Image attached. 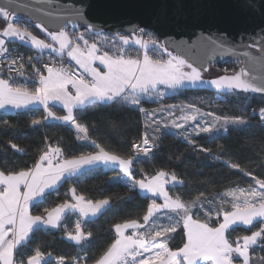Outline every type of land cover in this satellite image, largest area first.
I'll list each match as a JSON object with an SVG mask.
<instances>
[{"label":"snow or ice","instance_id":"snow-or-ice-1","mask_svg":"<svg viewBox=\"0 0 264 264\" xmlns=\"http://www.w3.org/2000/svg\"><path fill=\"white\" fill-rule=\"evenodd\" d=\"M37 3L47 6L37 11L49 21L37 18L33 25L30 20L21 24L15 7L18 0H0V19L4 21L0 28V58H3L0 64L7 61L9 71L8 78L0 76V109L19 114L42 106L44 116L32 119L33 130L39 131L50 122L69 126L80 146L91 150L69 157L59 142L52 145L45 138V147L31 166L25 165L19 170L0 168V264H51V252L44 253L39 246L25 250L37 232L60 229L69 214L77 218L74 230L69 231L64 226V236L78 246L79 251H86L91 246L93 232L85 228L111 209V197L89 199L73 186L65 194L70 195L71 200L45 207L40 214H34L33 210L39 209L53 192L58 193L62 184L75 183L86 172L100 169L118 172L110 182L136 193V196L120 199L141 197L150 202L142 222L127 219L112 225L114 238L92 264H254L252 253L257 249L264 251V179L252 176L255 186L226 188L215 193L212 199L201 191L193 199L185 200L180 194H169L185 183L175 171L159 170L149 175L141 170V178L137 179L134 165L143 159H154V150L159 148L157 142L164 135L180 137L193 151L205 153L216 161L221 159L226 148L222 146L218 153H213L210 148L197 146L194 137L226 135L229 126L244 131L251 127L250 120L244 115H216L193 103L164 104L163 100L169 93L199 88L213 89L217 94H264V30L245 34L247 39L242 37L239 44L230 42L226 34L201 37L212 53L235 57L244 65L231 75L206 79L203 74L209 70L212 56L191 58L187 54L190 49L179 46L173 54L157 39H144L143 27H138L139 34L135 29L131 36L116 34L113 46L117 47L118 54L102 51L98 42H89L85 36V32L94 33V25L88 19L87 4L83 0L71 10L59 7L60 0H37ZM261 3L264 4V0ZM242 4L253 11L259 10L254 0H242ZM53 18L63 19L55 30L48 27ZM69 24L74 30L72 33L68 31ZM31 26L44 33L48 40L34 35ZM78 26L85 32L76 33ZM95 35L103 34L95 31ZM16 42L36 53L28 57L31 75L25 71L24 57H14L9 50L8 44ZM130 45L138 46L143 55H126ZM150 51L158 52L161 58H153ZM45 55L50 62L37 67ZM65 55L68 64L57 65L54 57L63 60ZM17 78H23V82H13ZM145 102H157L160 106L148 110L143 107ZM217 102H223L222 95ZM55 105L62 106L65 114L53 111ZM113 105L131 112L139 111L143 117L144 131L138 139L132 140L128 154H121L94 139L89 127L79 122L89 108ZM108 119L111 130L122 134L123 121ZM259 120L264 128V108L259 111ZM2 123L11 127L7 120ZM11 148L16 153L25 151L15 143H11ZM224 164L245 176L251 175L237 163L224 161ZM166 185L171 187L166 188ZM157 198L163 203H158ZM205 204L209 207L205 208ZM254 222H259L258 228ZM238 226L257 230L250 235L237 236L233 242L231 235ZM178 230L182 231L183 243L173 250L170 241ZM56 264H67L66 258L59 257ZM72 264H88V257H73ZM259 264H264V256L260 257Z\"/></svg>","mask_w":264,"mask_h":264},{"label":"trees","instance_id":"trees-1","mask_svg":"<svg viewBox=\"0 0 264 264\" xmlns=\"http://www.w3.org/2000/svg\"><path fill=\"white\" fill-rule=\"evenodd\" d=\"M21 23H24V21L21 20ZM3 26L4 21L0 19V28ZM33 29L38 35L42 36L34 26ZM68 31L72 33L74 30L69 26ZM75 32H85V29L78 26ZM146 34L157 38L152 33L146 32ZM85 36L89 42H98V46L102 51L107 50L110 53H117V47L113 46L115 37L98 36L95 33L89 34L87 32H85ZM103 37H107V39ZM43 38L45 39V37ZM157 40L161 42L158 38ZM116 44L119 45V41H116ZM16 48L24 55L30 54L29 50L24 49L23 46ZM125 54L136 57L141 55V49L130 45L127 47ZM150 55L153 58H161L160 54L155 51H150ZM216 66L221 68L224 74H232L237 71L240 64L225 63ZM13 82L22 83L23 78H17ZM221 95L223 102L218 103L217 101L221 98ZM163 103H193L203 111H212L216 115H244L246 119L250 120L251 127L241 131L229 126L226 135L209 137L206 134H201L194 137L197 146L210 148L213 153H218L222 146L226 148L227 151L221 154L219 161L207 157L205 153L193 151L192 146L180 137L164 135L157 142L159 148L154 150V159H143L142 162L134 165L137 179L141 178V170L149 175H154L159 170L175 171L185 183L183 187L177 186L176 190L170 191L169 194L172 196L180 194L185 200L193 199L201 191L205 192L209 199H212L215 193L222 192L226 188L255 186L252 176H255L256 179H264V154H261L264 152V128H261L259 120V111L264 108V97L238 93L217 94L213 89L199 88L170 93L165 97ZM156 104L159 103L145 102L143 107L152 110L156 109ZM43 116L44 112L40 108L26 110L19 114L17 112L0 113V168L9 167L19 170L25 165L31 166L39 156L40 150L45 147V138L52 145L59 142L65 154L69 157L72 154H80L82 151L91 150L90 147L80 146V143L75 140L74 131L69 126L50 122L48 126L42 127L39 131L33 130L31 127L32 119H42ZM77 116H80L79 112H77ZM108 118L123 121L125 126L122 129V134L111 130ZM208 118L205 117V119ZM3 120H7L11 127H6L2 123ZM79 122L89 127L94 139L105 143L121 154H128L132 140L138 139L140 133L144 131V121L139 111L131 112L115 105L89 108L79 119ZM93 126L95 127L93 128ZM11 143L23 148L24 153H16L11 148ZM224 161L239 164L251 175L245 176L243 172L228 168L225 166ZM117 174L118 172L104 169L86 172L79 181L62 184L58 193L53 192L39 209L33 210L34 214H40L45 207H54L62 203L65 199H68L65 194L73 186L77 188L78 193L89 199L111 197V209L105 215L96 219L95 222L88 223L85 228V231L93 232L91 246L86 251H79L78 246L68 241L64 236V226L66 225L67 229L71 230L76 221L73 216L69 215L62 222L60 229L37 232L33 236L29 248L25 251H31L39 246L44 253L51 252L53 254L51 264H56L57 259L61 256L66 258L67 264H72L73 257L85 255L88 257V264H92V261L106 249L112 238H114L112 225L127 219H137L142 222L147 204L150 202L148 199L141 197L132 200L120 199L121 197L136 196V193H130L121 184L110 182V178ZM208 207L209 205L205 204V208ZM200 216L203 217V213H200ZM254 223L257 224L258 228L259 222ZM257 228L238 226L236 231L232 233L231 239L235 242L237 236L250 235L251 231L257 230ZM173 236L174 239L170 241V247L175 250L182 246V231L178 230ZM252 256L254 264H259L260 257L264 256V251L257 249L256 252L252 253Z\"/></svg>","mask_w":264,"mask_h":264},{"label":"water","instance_id":"water-1","mask_svg":"<svg viewBox=\"0 0 264 264\" xmlns=\"http://www.w3.org/2000/svg\"><path fill=\"white\" fill-rule=\"evenodd\" d=\"M81 2L82 0H60L59 7L71 10L74 5L79 6ZM83 2L87 4V16L94 25V33L101 31L103 35L109 37H115L117 33L131 36L134 29L138 31V27H143L144 31L152 33L166 44L173 54H176V46H179L181 49H190L187 54L191 58L207 59L208 56H212L209 69L218 64L238 63L239 70L244 65L235 57H222L212 53L201 37L226 34L230 42L239 44L242 37L247 39L245 34L264 30V4L261 0H254L258 11L246 8L242 0H83ZM15 7L23 21L30 20L33 24L37 18L49 21L42 12L37 11L38 8L47 6L38 4L37 0H18ZM60 23H63V19L53 18L48 27L55 30V26ZM223 75L225 74L220 76ZM245 95L264 97V94Z\"/></svg>","mask_w":264,"mask_h":264},{"label":"crops","instance_id":"crops-1","mask_svg":"<svg viewBox=\"0 0 264 264\" xmlns=\"http://www.w3.org/2000/svg\"><path fill=\"white\" fill-rule=\"evenodd\" d=\"M21 24H23V23H21ZM30 30L33 32V34L34 35H36L38 38H40V39H44L43 37H45V39L44 40H48V38L44 35V33H42V32H40L41 34H42V36H40V35H38L34 30L35 29H33V26L32 27H30ZM39 30V29H38ZM19 46H23L22 44H20L19 42H16L15 44H13V43H9L8 44V47H9V49H11V48H16V47H19ZM11 47V48H10ZM23 47H25L24 49H26V50H29V52H30V54H36L35 53V51L33 50V49H31L30 47H26V46H23ZM17 49V48H16ZM23 54V53H22ZM30 54H26V55H30ZM143 55V52H142V50H141V56ZM56 57H58V56H56ZM58 58H60V57H58ZM61 59V58H60ZM164 59H167L166 57L164 58ZM62 61H64V62H68V59H67V57H66V55H65V57H64V59L62 60ZM74 63V62H73ZM100 68H102V66H99ZM46 74V73H45ZM3 78H8V77H5V76H2ZM18 83H21V82H18ZM34 108H40V109H42L43 110V107L42 106H38V107H34ZM34 108H32V109H34ZM53 111H55L58 115H64L65 114V112H64V110H63V108H62V106H60V105H55V106H53V109H52ZM26 111V110H25ZM14 112H16V111H13V110H8V111H5V110H2V109H0V113H14ZM43 112H44V110H43ZM56 123V122H55ZM171 186L170 185H166V188H170ZM68 200H71V197H70V195L68 196ZM157 202L158 203H163V201L161 200V199H159V198H157ZM69 216H73V218L74 219H76L77 217H76V215H72V214H69ZM166 223V222H165ZM75 226V225H74ZM49 230H57V229H49ZM72 230H74V227L71 229V230H69V231H72Z\"/></svg>","mask_w":264,"mask_h":264},{"label":"built area","instance_id":"built-area-1","mask_svg":"<svg viewBox=\"0 0 264 264\" xmlns=\"http://www.w3.org/2000/svg\"><path fill=\"white\" fill-rule=\"evenodd\" d=\"M136 34H139V32L137 31ZM145 34H146V31H144V33H143V38H144ZM13 49H15V51H13ZM9 50H10L12 56H14V57L19 56V55H22L24 57V62L26 65L25 71L31 75L32 74V67H31V65L28 64V57L29 56H35L36 54L24 55L21 52H19L16 48H11ZM2 59L3 58H0V60H2ZM54 60H55L57 65H59L60 63H64L65 65L68 64V62H64L58 57H54ZM49 62H50L49 57L47 55H45L44 57L41 58L39 63L36 64V66L42 68L43 64H46ZM12 75L15 76V72H13ZM0 76H5V77L9 76L8 62L7 61H4L2 64H0Z\"/></svg>","mask_w":264,"mask_h":264},{"label":"rangeland","instance_id":"rangeland-1","mask_svg":"<svg viewBox=\"0 0 264 264\" xmlns=\"http://www.w3.org/2000/svg\"><path fill=\"white\" fill-rule=\"evenodd\" d=\"M149 37L155 38V37L151 36L150 34H145L144 39H148ZM132 46H135V45H132ZM136 47H138V46H136ZM168 50H169V49H168ZM142 52H143V50H142ZM166 58H167V57H166ZM222 74H224V71H223L221 68H218L217 66H214V67H211V68L209 69V71H208V72H205L203 75H204V77H205L206 79H212V78H217L218 76H220V75H222ZM169 94H170V93H169ZM156 105H157L156 108H158V107L160 106L159 104H156ZM176 115H177V116L180 115L179 111L176 112ZM156 118H157V119H160V116L157 115ZM207 120H211L210 117H209Z\"/></svg>","mask_w":264,"mask_h":264}]
</instances>
